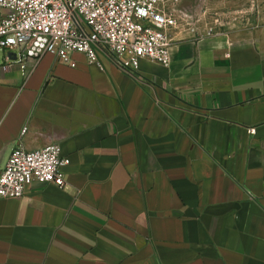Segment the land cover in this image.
Returning a JSON list of instances; mask_svg holds the SVG:
<instances>
[{
    "label": "crops",
    "instance_id": "crops-1",
    "mask_svg": "<svg viewBox=\"0 0 264 264\" xmlns=\"http://www.w3.org/2000/svg\"><path fill=\"white\" fill-rule=\"evenodd\" d=\"M253 2L214 7L248 13ZM256 3L257 30L237 27L229 43L207 36L202 18L196 35L179 29L168 67L144 60L133 72L79 54L71 67L0 50V175L17 145L57 144L66 160L63 188L0 199V264H264Z\"/></svg>",
    "mask_w": 264,
    "mask_h": 264
},
{
    "label": "built area",
    "instance_id": "built-area-1",
    "mask_svg": "<svg viewBox=\"0 0 264 264\" xmlns=\"http://www.w3.org/2000/svg\"><path fill=\"white\" fill-rule=\"evenodd\" d=\"M177 0H0V50L21 60L52 55L69 64L72 54L100 65V57L137 72L141 61L171 64L172 35L197 34L200 18ZM213 28L206 35L211 37ZM20 60V61H21ZM27 127L21 131V137ZM66 160L57 144L26 151L17 145L0 175V199H20L33 186L64 187Z\"/></svg>",
    "mask_w": 264,
    "mask_h": 264
},
{
    "label": "rangeland",
    "instance_id": "rangeland-1",
    "mask_svg": "<svg viewBox=\"0 0 264 264\" xmlns=\"http://www.w3.org/2000/svg\"><path fill=\"white\" fill-rule=\"evenodd\" d=\"M180 1L182 0H177L178 5ZM191 2L194 4V11L192 14L196 17L198 16L200 19L202 18L207 29L213 28L212 36L210 38L225 36L226 41L229 43L230 34L235 33L237 27L240 30L242 27L257 30L256 23L259 18V9L256 0L253 2V10L248 13H239V9L235 7L222 10L215 8V0H191ZM199 5L202 7L200 10L198 9ZM196 10H199L201 15ZM207 29L205 30L206 33ZM242 31L244 32V29Z\"/></svg>",
    "mask_w": 264,
    "mask_h": 264
}]
</instances>
